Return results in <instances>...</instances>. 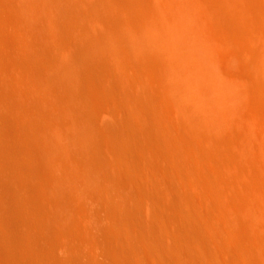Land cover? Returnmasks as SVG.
<instances>
[{"label": "bare ground", "instance_id": "bare-ground-1", "mask_svg": "<svg viewBox=\"0 0 264 264\" xmlns=\"http://www.w3.org/2000/svg\"><path fill=\"white\" fill-rule=\"evenodd\" d=\"M0 264H264V0H0Z\"/></svg>", "mask_w": 264, "mask_h": 264}]
</instances>
